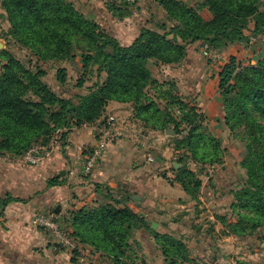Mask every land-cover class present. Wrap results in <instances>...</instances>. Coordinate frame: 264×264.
Masks as SVG:
<instances>
[{
	"label": "trees",
	"instance_id": "obj_1",
	"mask_svg": "<svg viewBox=\"0 0 264 264\" xmlns=\"http://www.w3.org/2000/svg\"><path fill=\"white\" fill-rule=\"evenodd\" d=\"M152 1L163 8L171 25L163 22L156 29L143 27L124 46L67 0H0L9 34L32 50L38 61H72L78 50L82 53L81 75L75 87L83 88L86 76L95 78L84 93L57 94L43 81L46 73L39 66L29 68L1 51L5 63L0 69V156H21L35 145H47L58 131L62 144L73 126L98 121L110 101L129 103L133 117L147 130L165 133L171 129L173 135L168 139L179 165L173 168L174 180L198 205L202 180L197 173L204 167L193 171L189 164L220 165L227 149L209 131L206 117L194 105L173 89H162L149 64H179L187 56L188 46L198 42L211 51L247 44L264 31V10L260 0H201L200 7L212 15L205 21L178 0ZM55 79L61 86L66 84L65 68L56 69ZM218 94L230 138L242 141L239 132L243 137L238 166L246 179L231 192L235 222L225 215L215 218L224 226L220 234L246 238L264 227V59L242 65L231 56L218 71ZM161 98L165 105L160 104ZM46 183L48 188L61 184L58 176ZM129 198L104 188L99 201L69 213L71 237L111 264H147L142 244L135 237L138 230L145 229L162 264L195 263L183 237L153 230L128 205ZM19 201L9 195L0 198V216L3 206Z\"/></svg>",
	"mask_w": 264,
	"mask_h": 264
},
{
	"label": "crops",
	"instance_id": "obj_2",
	"mask_svg": "<svg viewBox=\"0 0 264 264\" xmlns=\"http://www.w3.org/2000/svg\"><path fill=\"white\" fill-rule=\"evenodd\" d=\"M194 45L187 48L185 66L178 65L176 70H172L175 67L172 65L156 66H160L159 77L172 75V71L183 74L181 84L186 85L183 87L176 82L177 93L189 96L185 98L187 102L194 97L192 104L206 117L214 132L218 127H225L218 94V71L212 80L208 78L201 83L189 84V76L195 72L186 62L194 54ZM166 131L147 130L133 117L131 104L110 101L98 121L73 126L64 143L56 146L41 162L26 163L22 155L0 156V198L9 195L22 200L1 208L0 264H111L91 247L75 241L70 235L68 222L71 211L99 201L104 188L116 196L129 195L128 205L144 217L153 230L183 237L195 260L192 264H230L225 262L224 254H219V246H224L227 238L241 242L242 246L244 239L224 236L214 224L213 228L206 229L199 223L200 206L222 197L219 185H206L202 181L198 205L188 198L174 180L173 168L178 169L179 165L167 139L172 135H166ZM97 147L100 148L99 159L92 172L84 175L82 163ZM223 148L227 149L225 145ZM224 169V166H218L213 172L223 179ZM56 176L61 184L48 188L47 180ZM50 213L57 217L60 232L42 225L41 220ZM61 233L73 241V246L62 243ZM135 237L142 244L147 264H162L161 254L151 235L141 229ZM238 256L245 260L243 264L255 263L254 257L245 252L231 257L234 260Z\"/></svg>",
	"mask_w": 264,
	"mask_h": 264
},
{
	"label": "rangeland",
	"instance_id": "obj_3",
	"mask_svg": "<svg viewBox=\"0 0 264 264\" xmlns=\"http://www.w3.org/2000/svg\"><path fill=\"white\" fill-rule=\"evenodd\" d=\"M67 1L70 2L86 18L98 23L106 33L114 36L119 41V43L124 46L131 44L130 42H132L138 35V32L141 28L150 27L152 29H156L160 25V23L168 22L166 13L163 8L152 0ZM178 1L195 10L196 14H198L203 20L208 21L212 18L211 13L206 7H200L201 0ZM260 2L262 4L260 9L264 10V0H260ZM168 23L169 25L167 27L171 25L170 22ZM9 30L10 24L7 18V14L5 10L0 6V52L7 51L11 56L24 63L29 68L32 67L34 69L35 66H39V68L44 70L46 73L43 77V81L47 85H49L50 88L57 94H60L64 91H66L69 95L74 93H84L86 91L85 89L95 81L94 75H89L86 76V81L83 88L75 87L76 81L81 75L82 53L80 51L74 50V57L72 61H38V58L34 55V52L32 50L22 46L19 42L15 41L11 37V35L9 34ZM158 30L160 33H163V31L165 32V30ZM166 31L168 30L166 29ZM124 37L128 38L126 40H123ZM195 45L193 49L194 54H191V58L186 62L187 65L192 66L190 68L194 69L191 71L195 72V74L189 76V84H193L195 82L201 83L207 81L208 78L212 80V78L214 77V73L216 71H219L222 65L228 62L231 56L236 57L237 61L242 65L255 64L258 59H264V31L257 37H252L247 44L230 45L220 51H211L212 49L207 47V45L205 44L203 45L201 42H198V44ZM203 49H207L208 51H210V53L212 52L211 55H203ZM214 54L217 55L216 58H213ZM184 60L179 64L172 65L175 66L172 67V70H176V68H179L178 65H183ZM3 63H5V58L0 55V69ZM156 64L157 63L151 62L149 64V70L155 77L161 79L159 83L163 84L162 89L167 91H171L173 89L177 93L178 88L176 86V82L181 84V80H183L184 78L183 74H181L180 72L172 71V73H174L172 75H163L162 77H159L161 76V74H159L161 72L159 71L160 66H156ZM59 67L65 68L67 74V82L62 86L59 85L55 79L56 69ZM207 73H210V75L207 76ZM181 85L184 87L186 83H183ZM179 96H181L184 100H187L185 98H189V96L185 97V94L179 93ZM160 100V104L165 105V102L162 100V98ZM193 100L194 97L190 100L191 103L189 102L191 105H194L192 104ZM174 112L175 115L178 114L176 110ZM206 125L209 131L212 132L207 122ZM223 128L224 129L218 127V130L212 132L214 133V136L219 135V138L222 140L221 142H223L222 145H225V147L227 148L226 153L223 157V163L220 165H212L214 169L216 167L218 168V166H224L225 169L223 170V179H220L215 175L212 166H201L200 164L195 166L193 163L189 164V167L193 171L198 167H204L199 168L200 171L198 170L199 173L197 174H199L200 178H202V181L206 185L208 183L218 184L219 193L223 194L220 200H218L217 198L211 199L209 203L201 205L199 208V210L201 211V221H199V223L203 224V227L206 229H209L214 224L218 227L219 233L222 229H224V226L216 220L215 215H225L228 221L235 222V215L233 213V210L230 208V203L232 202L231 192L243 185L246 179L245 171L238 166V161L240 160V156H242L244 150L243 137L239 132V138L242 141H235L234 139L230 138L227 128ZM210 167L213 169V171H211L212 169ZM207 168L210 169L206 171ZM224 236L228 237V235ZM238 239H244L245 244L241 246V242L236 241L235 239L234 241H231L229 238H227L225 245L222 247L219 246V254H224L225 262L230 264H243V261L245 260H241L239 256L235 257V259L233 260L231 256H237L238 253L245 252L255 259V263L248 261L249 264H262L264 261V227L258 229L252 236ZM214 253L216 254V252ZM97 264L103 263L99 262Z\"/></svg>",
	"mask_w": 264,
	"mask_h": 264
},
{
	"label": "built area",
	"instance_id": "obj_4",
	"mask_svg": "<svg viewBox=\"0 0 264 264\" xmlns=\"http://www.w3.org/2000/svg\"><path fill=\"white\" fill-rule=\"evenodd\" d=\"M211 53L207 49H203V55H211ZM216 57L217 55L214 54L213 58H216ZM59 142H60V135L58 131L47 145H44V146L35 145L31 147L27 152H25L22 155V159L26 163L37 164L41 162L43 159H45L46 157H48L52 153V151L55 149V147L59 145ZM99 155H100V148L97 147L93 152L89 153L85 157L82 163V171L84 175H89L92 172L94 166L96 165L97 160L99 159ZM41 221L44 227H47L51 229L52 231H59L57 217L55 216V214L50 213L47 218ZM61 241L62 243L68 246H73V241L67 235L64 236L62 233H61Z\"/></svg>",
	"mask_w": 264,
	"mask_h": 264
},
{
	"label": "water",
	"instance_id": "obj_5",
	"mask_svg": "<svg viewBox=\"0 0 264 264\" xmlns=\"http://www.w3.org/2000/svg\"><path fill=\"white\" fill-rule=\"evenodd\" d=\"M166 135H173V132L170 130V128L167 129ZM176 166L178 167L177 164H176ZM152 227H154V226H152Z\"/></svg>",
	"mask_w": 264,
	"mask_h": 264
}]
</instances>
